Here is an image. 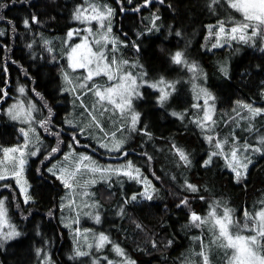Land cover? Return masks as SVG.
<instances>
[{
	"label": "trees",
	"instance_id": "obj_1",
	"mask_svg": "<svg viewBox=\"0 0 264 264\" xmlns=\"http://www.w3.org/2000/svg\"><path fill=\"white\" fill-rule=\"evenodd\" d=\"M75 1L77 2L30 0V4H10L8 9L3 10L6 20L12 21L16 31L13 32L12 26L2 21L6 25L7 34L0 36V89L7 90L8 96L0 99V148L15 144L20 135L19 125L10 121L3 109L6 110L15 100L21 86L26 88L37 108L42 109L41 113H37L38 119L41 115L46 116L47 109L42 106L47 102L55 113L52 123L56 127H63V121L72 108L70 94L57 91L63 83L60 70L61 67H66V59L56 51L51 54L47 52L42 38L46 34H65L75 25L72 19ZM4 2L10 3V0ZM113 2L116 12L113 28L126 40V44H129L128 47H123V56L129 60L139 59L152 77L163 74L169 79L180 80V83L177 85V92L163 108L156 102L157 93L147 87L143 89L145 98L139 102L141 124L138 127L147 124L152 139L149 140L142 133H131L125 145L128 156L122 159L123 162L130 159L141 168L144 176L159 190L157 196L153 201L140 200L135 204L124 205L125 215L121 217L116 212L122 200L142 191V185L124 177L120 178L122 185L116 182L115 177L112 187L103 182L98 184L93 192L103 207L101 213L108 217L106 226L98 228L97 232L104 231L108 234L115 243L125 249L136 264H184L185 257L191 256L190 249L199 251L198 245L191 237L200 235V230L185 229L183 226L187 223L188 209L175 207L179 196L184 194L180 190L183 179L187 178L206 189L199 193L205 197L204 201L192 199L191 206L195 211L204 214L207 203L219 200L233 209L235 217L242 224L243 210L247 208L249 212L257 211L261 207L260 202L264 201V157L259 154L253 157L255 162L248 168V177L240 184L234 181V174L225 167L223 159L214 158L210 169L200 166L209 151L204 134L190 123L187 117L181 121L171 115L172 111L182 112L188 109L190 117L197 111L191 108L194 100L190 73L167 63L168 52L177 47L183 48L187 44L189 58L196 60L207 74L206 84L202 79L197 83L207 86L216 96L213 115L216 122L215 132L221 138L228 137L231 141L234 131L243 144L245 140L253 143V132L245 130L247 121L241 120L240 116L245 115L246 110L237 105L236 101L264 107V98L260 96L264 72L258 67L264 64V51L260 50L259 45L253 48L233 42L232 47L225 46L209 52L206 26L215 25L217 19H225L229 10L218 8L217 13L212 14L205 8L206 0H165L164 4H160L159 0H152L151 5L142 8L140 12H133L131 8L143 0H133L132 5L124 0L123 12L120 11L119 0ZM169 4L173 5V8H169ZM157 10L162 18L159 22L163 24L161 31L155 34L146 33L138 39L137 33L145 30L152 13ZM29 13L36 14L40 19V23L33 24L30 29L25 28L22 23ZM231 15L237 20L241 18L235 12H231ZM169 25L182 30L183 37H176L174 32L168 35ZM130 41H142L138 57L131 48ZM234 48H239L240 51L234 53ZM52 55H55V61L51 59ZM225 61L229 65L230 78L224 77L219 71ZM245 72L247 75H243ZM237 112L240 116H237ZM237 121L239 127L236 126ZM254 124L261 125V129H264V118L257 117ZM46 139L49 140V137ZM172 143L191 153L192 168L178 167L177 157L170 148ZM98 149L104 154L102 149ZM144 152L153 159L148 161L143 155ZM41 173L43 174L35 170L29 171L30 194L35 203L24 208L23 215L28 216L26 220H20L18 213L13 210L15 205L11 197L7 196L12 222L18 226L22 235L0 247V264H40L42 257L36 255L37 248L45 249L54 264H79V260L69 259L72 255L73 239L69 228L61 221L63 214L60 204L66 189L45 169L41 170ZM153 173L160 179H155ZM172 176L177 179L173 181ZM1 182L5 183L0 181V184H3ZM50 209L54 213L51 217L47 215ZM29 210L31 215H28ZM137 223L142 225V229L136 227ZM168 239H173L174 242L170 247H165ZM153 240L157 244L155 248L151 243ZM210 240L211 234L205 229L204 241L207 243ZM211 253L212 262L226 264L223 249L216 247Z\"/></svg>",
	"mask_w": 264,
	"mask_h": 264
},
{
	"label": "snow or ice",
	"instance_id": "obj_2",
	"mask_svg": "<svg viewBox=\"0 0 264 264\" xmlns=\"http://www.w3.org/2000/svg\"><path fill=\"white\" fill-rule=\"evenodd\" d=\"M26 2L30 4V0H10V3L0 0V21H6L11 25L13 32L16 31L15 25L12 24L11 20H6L3 10L8 9L10 4ZM119 2L120 11H125L124 0H119ZM132 3L133 0H127V4L132 5ZM151 3L152 0H143L142 3L134 5L131 11L140 12L142 8L150 6ZM159 3L164 4L165 0H159ZM168 7L173 8V5L169 4ZM205 8L212 14H216L218 8L229 10L225 19H217L215 25L206 26L208 36L215 38L211 48L208 49L209 51L225 46L232 47L233 42L253 48L259 45L260 50L264 51V0H206ZM158 12L159 10L152 13L149 25L144 31L137 33L138 39L145 36L146 33L155 34L161 31L163 24L159 23L162 18ZM231 12L238 13L241 18L235 19ZM115 14V9L107 4L89 3L88 0H84L82 4L75 7L72 19L89 26L83 30L70 28L63 40L65 47L61 52V56L66 59V67H61L60 78L63 83L57 91L72 96L73 107L78 106L82 109L80 114L82 119L79 123L68 118L63 121V124L68 125L72 130L71 142L65 145L68 152L64 154L65 161L72 158L71 167L67 165L58 167L57 164H53L52 167L47 168V172L59 180L65 189H68V194L61 198L60 211L63 212L67 207L70 212L75 213L64 226L72 229L73 225H77L72 229L74 238L72 255L69 259L79 260V264H136V261L127 255L125 249L115 243L104 231L96 233L90 228L81 230L78 227L81 214L92 218L96 224L101 223L100 210L102 205L97 200L93 199L89 203L86 199L95 195L89 191L91 186L103 182L112 187L113 177L121 185L123 183L121 177L142 185V191L133 193L130 197H125L122 200L116 212L121 217L125 215L124 205L135 204L140 200L153 201L159 190L148 177L144 176L141 168L130 159L115 165H101L90 155L76 153L74 145L80 143L78 136L91 135L92 129L96 128L104 134V139L98 141L101 148H105L109 153H119L122 157H127L125 131L129 134L142 133L149 140L152 139V133L147 124L138 127L141 124V112L136 110L134 101L143 99L144 92L142 89L147 87L157 93L156 102L163 108L168 104L173 94L177 92V85L180 83V80L169 79L163 74L152 77L139 59L129 60L122 56L121 47H128L129 44L113 35L112 20ZM93 21L97 25L95 31L91 26ZM22 23L25 28L30 29L33 24H39L40 19L36 14L29 13ZM173 32L176 37H183L182 30L174 29L169 25L168 35H172ZM6 34V29H0V36ZM74 37L78 38L79 42H75ZM129 43L138 57L141 53L142 41L139 43L130 41ZM44 44L47 52L54 53V49L49 46V41L44 40ZM239 51V48L233 49L234 53ZM51 59L55 61V55H52ZM166 59L167 63L190 73L194 100L191 108L197 111L190 117L188 109L182 112L172 111L171 115L181 121L187 117L189 122L198 127L204 134V140L208 144L209 151L206 153V158L202 159L200 166L204 169H210L214 158L223 159L225 167L234 174V181L240 184L242 180H246L248 177V168L253 163V157L257 154L264 157V135H258L256 143H249L245 140L243 144L234 131L231 134V141L228 137L221 138L214 130L216 122L213 115L216 96L207 86L197 83L198 80L202 79L206 84L207 74L196 60L189 58L187 44L183 48L170 49ZM258 67L261 72H264V64ZM219 71L224 77L230 78L227 61L221 64ZM78 72L80 74L76 75ZM243 75H247V72ZM18 91L21 98H17L15 103L8 106L5 115L13 121L19 120L27 124L28 129H20L24 138L22 145L18 144L2 149L0 181H6L9 176L14 178L19 192L23 195L22 202L29 205L34 204L35 199L29 193L30 186L24 177V171L27 157L37 156L41 150L42 141L37 132V126L58 138L57 145L50 147L45 159H51L61 151L60 144L62 141L59 140V137L64 129L61 127L57 131L52 130L55 128L52 123V118L55 115L52 106L44 102L42 107L47 109V116L41 115L37 119L34 113H41L42 109H38L31 100L26 99L24 87H19ZM37 95L40 94L37 93ZM7 96V90L0 89V99ZM86 96L92 98L93 102L90 105L84 102ZM260 96L264 97V81H261ZM43 99L41 96V100ZM236 104L246 110V115L240 116V113L237 112V116H240L241 120L247 121L245 130L252 133L255 130L254 121L256 118H264V107H256L252 103L240 100L236 101ZM104 117L112 121L116 131L104 132L101 123V119ZM236 126H240L239 121L236 122ZM117 132L121 133L119 137H117ZM29 133L32 134L31 139ZM170 148L177 157L178 167L185 169L193 167L190 152L175 143H172ZM143 155L147 157L148 161L153 159L147 152H144ZM155 179L159 180L160 177L155 176ZM171 179L175 181L177 178L172 176ZM4 187L7 189L11 185L5 183ZM180 190L184 194L179 196L175 207L181 210L188 209L186 213L187 223L183 227L200 230V235L191 237L198 245L199 251L189 250L191 255L199 257V264H212L211 246L213 245L224 250L226 264H264V201L260 202L261 207L257 211L249 212L245 208L243 210V223L241 224L240 220L235 217L233 209L228 207L226 203L222 204L219 200L207 203L204 214L195 211L191 206L192 199L205 200V197L199 193L206 189H202L199 184L185 178L180 184ZM77 196L80 197L79 203L76 199ZM8 203V197H3L0 194V247L22 235L18 226L12 222L9 216ZM16 208L19 210V204L16 205ZM84 209H88V211H84ZM53 214L51 209L47 213L50 217ZM28 215H31L30 210ZM21 216L25 220L28 218L23 213ZM136 227L142 229V225L139 223L136 224ZM205 229L211 234L209 244L204 242ZM89 234H91V242ZM173 242V239H168L165 247H170ZM151 243L153 248L157 247L155 240ZM109 245H111V252L115 253L119 259L114 260L107 255H98ZM36 255L42 257L41 264H54L51 255L45 249L37 248ZM184 264H193V261L189 257H185Z\"/></svg>",
	"mask_w": 264,
	"mask_h": 264
},
{
	"label": "rangeland",
	"instance_id": "obj_3",
	"mask_svg": "<svg viewBox=\"0 0 264 264\" xmlns=\"http://www.w3.org/2000/svg\"><path fill=\"white\" fill-rule=\"evenodd\" d=\"M113 1L114 0H88L89 3H97V4H101V5L102 4H107L108 6H110L112 8L114 7V4H115ZM83 2H84V0H77V2L75 1V3H73L74 4L73 5V11H74V9H75V7L77 5H80ZM74 22H75V25L72 28H77V29L83 30L84 28L89 26L88 24H82V23L77 22V21H74ZM91 26L93 27V30L95 31L96 28H97L96 22L93 21L91 23ZM112 26L114 27L113 20H112ZM0 29H7L6 25L3 24L2 21L0 22ZM65 35H66V33L65 34H59V35H48V34H46V35L43 36L42 40L43 41L44 40L49 41L50 42L49 46H51L54 49V51L60 53V55H61V52L63 51V49L65 47V45L63 44V40L65 38ZM113 35L118 37L120 40H122V41H124L126 43V40L125 39L123 40V38H121V36L116 33L114 28H113ZM214 39H215L214 37H209L208 36V41H209L210 44H208V46H207L208 48L207 49L211 48V44L214 42ZM74 40H75V42H79L78 38L74 37ZM122 49H123V47H121L120 53L123 51ZM214 50L215 49H211L210 51L209 50L208 51L212 52ZM121 54L123 56V53H121ZM124 58H126V57H124ZM79 74H80V72L76 73V75H79ZM142 91L144 92L143 89H142ZM25 92H26V99L27 100H31L34 103L32 97L30 95H28L26 88H25ZM15 97H16L15 100L11 104L15 103L17 98H21V94L19 93ZM143 98H145V97H143ZM141 100H143V99H139V100H135L134 101V106H135L136 110L139 111V112H140V107H139L140 103L139 102ZM84 102L86 104L90 105L93 101H92V98L90 96H86V97H84ZM71 106H72V108L69 111V114L67 115L66 118L72 119L75 122L79 123L80 120L82 119L81 115H80L81 112H82V109H80L78 106L76 108L73 107L72 96H71ZM257 107H259V106H257ZM6 108H8V107H6ZM3 111H6V110L3 109ZM46 113H47V111H46ZM34 115L38 119V114L34 113ZM46 116H47V114H46ZM10 121H13V120L10 119ZM13 122L17 123L19 125L20 129L21 128H24L25 130L28 129V125L23 123L22 121L17 120V121H13ZM52 122H53V120H52ZM101 123L103 124L104 132L111 133L113 131H116V127L113 125L112 121L109 120L107 117L102 118L101 119ZM59 129H60V127H56L55 126V128H53L52 130L53 131H57ZM63 129H64V131L61 132L60 137H59V140L62 141V143L60 144L61 151L56 153L53 156V158L45 159V156L48 154V151L50 150V147H55L57 145V139L58 138L56 136L51 135L49 132H46L44 129L39 128L37 126V132L39 133L40 140L42 141V146H41L40 153H38L37 156L27 157V164L25 165L24 177L27 180L29 186H30V183H31L30 176H29V171H31V170L32 171L33 170L37 171V169H39V171H37V172H39L40 174H43V173H41V170L45 169V171L47 172V168L52 167L53 164H57L58 167L65 166V165L71 167L72 158H70L69 161H65L64 160V154L66 152H68V148L65 147V145L67 143L71 142L70 141V136H71V131L72 130L66 124H63ZM19 133H20V135H18L17 142L15 144L7 146V147H13V146H16L18 144L22 145L24 143L23 135H22L21 132H19ZM120 135H121V133L117 132V137H119ZM124 135L127 137V140H129V137H130L129 135L130 134L125 131ZM258 135H264V129H261V125L255 126V130L253 131V135H252L253 136L252 137V142L253 143H256V139H257ZM29 136H30V139H31L32 134L29 133ZM46 137H49V140L52 141V142H50L48 139H46ZM78 139H79L80 143L78 145H74L76 153H78V154L79 153H83L85 155H90V156L93 157L94 160L99 162L101 165H108V164L115 165V164H118V163H123V161H122L123 157L120 156V155H117L119 153H109L105 148H101L100 147V144H99L98 141L101 140V139H104V134L101 133L100 131H98L96 128L92 129L91 135H81V136H78ZM2 147L5 148L6 146H2ZM30 147H31V145H30ZM3 148H0V159H3V151H2ZM98 148L102 149L104 151V154L99 152ZM98 154H100V155H98ZM108 157H110V158H108ZM41 161H43V163H41ZM106 161H109V162H106ZM254 162L255 161H253V163ZM85 163H87V162H85ZM44 165H46L45 168H44ZM47 173H49V172H47ZM49 174H51V173H49ZM1 183H3V182H1ZM5 183L10 184L11 187L5 189V187H4ZM5 183L0 184V194H2L3 197H7V196L11 197V199H12L14 205H15L13 210H15L18 213V216H19L20 219L24 220L22 218V216H21V213H23V210L25 211L24 208L27 207L28 205H26V204H24L22 202L23 201V195L19 192V188L15 184V179L12 178L11 176H9L8 179L5 181ZM100 183H102V182H98L94 186H91L89 188V191L91 193H94L93 192L94 188ZM30 191H31V187L29 188V193H30ZM67 194H68V189H66V194H64V195L66 196ZM76 199H77V202L79 203L80 197L77 196ZM86 199L88 200L89 203H91L93 199L97 200L95 195L93 197H89V198H86ZM65 203H67V201H65ZM17 204H19V210L16 208ZM84 211H88V209H84ZM100 212H101V210H100ZM62 214H63L62 215L63 224L68 223L69 220L75 215V213L70 212V210L67 207H65L64 211L62 212ZM9 216H10V214H9ZM25 216H27V214ZM107 217L108 216H106V214H104L102 212L101 213V223L100 224H96L95 221L92 218L84 216L83 214H81L80 224L78 225V227H80L81 230H83L84 228H90V229L93 230V232L98 233L97 232V231H99L98 228L106 226V220H107L106 218ZM11 219H12V217H11ZM62 219H61V221H62ZM12 221H13V219H12ZM75 227H77V225H73L72 229H74ZM72 229L69 228V231H70L69 233H70V236L73 239L74 238V233H73ZM89 240L91 242V234H89ZM81 242H83V241H81ZM204 242H205V244H209L210 243V242L206 243V241H204ZM213 250L214 251L216 250V246H214V245L211 246V252ZM195 252H197V251H195ZM98 255H107V256H109L110 259H114V260L115 259H119L118 257H116L115 253L111 252V245L107 246L103 250V252L102 253H98ZM190 259L193 261V264H199V257L191 255ZM211 261H213L212 260V253H211ZM40 264H41V261H40ZM212 264H215V263L212 262Z\"/></svg>",
	"mask_w": 264,
	"mask_h": 264
},
{
	"label": "bare ground",
	"instance_id": "obj_4",
	"mask_svg": "<svg viewBox=\"0 0 264 264\" xmlns=\"http://www.w3.org/2000/svg\"><path fill=\"white\" fill-rule=\"evenodd\" d=\"M18 16V15H17ZM60 24V23H59ZM164 32V31H163ZM125 33V32H124ZM166 33V32H165ZM163 35V34H162ZM127 38V37H126ZM136 38V37H135ZM124 40V39H123ZM175 48V47H174ZM28 93V92H27ZM61 119V118H60ZM62 121V120H61ZM56 123V122H55ZM65 129V128H64ZM55 143V142H54ZM8 250V249H7Z\"/></svg>",
	"mask_w": 264,
	"mask_h": 264
},
{
	"label": "flooded vegetation",
	"instance_id": "obj_5",
	"mask_svg": "<svg viewBox=\"0 0 264 264\" xmlns=\"http://www.w3.org/2000/svg\"><path fill=\"white\" fill-rule=\"evenodd\" d=\"M20 220H22V219H20Z\"/></svg>",
	"mask_w": 264,
	"mask_h": 264
}]
</instances>
